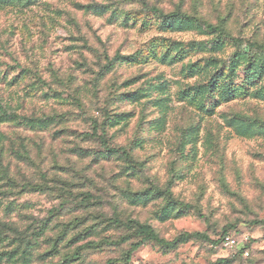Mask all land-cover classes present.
<instances>
[{
    "label": "rangeland",
    "instance_id": "rangeland-1",
    "mask_svg": "<svg viewBox=\"0 0 264 264\" xmlns=\"http://www.w3.org/2000/svg\"><path fill=\"white\" fill-rule=\"evenodd\" d=\"M238 39L264 46V0H0V264H264V49ZM114 219L209 238L131 250ZM235 228L248 256L213 247Z\"/></svg>",
    "mask_w": 264,
    "mask_h": 264
},
{
    "label": "trees",
    "instance_id": "trees-1",
    "mask_svg": "<svg viewBox=\"0 0 264 264\" xmlns=\"http://www.w3.org/2000/svg\"><path fill=\"white\" fill-rule=\"evenodd\" d=\"M153 9H155L154 11H158L157 8H153ZM160 14H162V15L166 16L167 18H170V19H178V20H184V21L191 19L189 15H187L184 12H179V11L178 12H172L169 14H164V12L161 11ZM206 25L209 29H214V30H222L223 29L222 26H213L212 24H206ZM237 41L239 43L245 44L246 46H248L251 49H264V46L260 45L257 42H249V41L244 40V39H238ZM120 57H123V56L116 55L114 60H118V59H120ZM0 107H2V106H0ZM94 133H95V135H98V137L101 139V141L105 145H107V143L105 142L106 139L104 137V134L99 135L97 133V125H95V132ZM113 223L116 225H121V226H124V227H127V228L134 230L135 235L139 239L131 244V250H136L137 248H139L140 246H142L144 243H146L148 241H155V242L159 243L161 246H163L164 248H169V247H172L178 243L185 242V241H188V240L193 239V238H206V239L209 238V236L206 233L201 232V231H196V232H182L178 236H176L173 240H167L165 238H162L156 232L154 227L151 224L146 223V222L143 223V222H140L138 220L121 221L119 219H114ZM228 232L247 233V232H244L243 230L236 229V228L234 230H226V231L222 232L218 238L213 240V242H212L213 247L220 248V249L227 250V251H231V250L225 248L222 244L223 236ZM93 245H96V243L93 241H90L89 244H87V247L93 246ZM245 249H249V251H250L251 240L246 244L245 248L237 250L235 253H240V254L244 255Z\"/></svg>",
    "mask_w": 264,
    "mask_h": 264
},
{
    "label": "built area",
    "instance_id": "built-area-1",
    "mask_svg": "<svg viewBox=\"0 0 264 264\" xmlns=\"http://www.w3.org/2000/svg\"><path fill=\"white\" fill-rule=\"evenodd\" d=\"M251 240L249 233L228 232L223 236L222 244L225 248L236 252L245 248L246 244ZM250 254L249 249L244 250V256Z\"/></svg>",
    "mask_w": 264,
    "mask_h": 264
}]
</instances>
